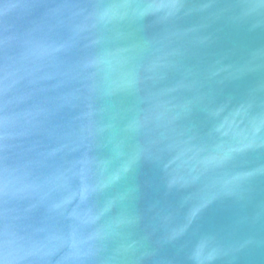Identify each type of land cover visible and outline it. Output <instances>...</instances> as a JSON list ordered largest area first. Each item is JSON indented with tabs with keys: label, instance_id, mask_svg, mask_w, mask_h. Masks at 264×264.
<instances>
[{
	"label": "clouds",
	"instance_id": "clouds-1",
	"mask_svg": "<svg viewBox=\"0 0 264 264\" xmlns=\"http://www.w3.org/2000/svg\"><path fill=\"white\" fill-rule=\"evenodd\" d=\"M184 7L185 0H88L71 12L53 9L25 34L0 39V264H52L53 258L55 264H107L102 256L109 242L135 223L122 212L113 215L129 196L118 186L145 154L154 156L169 190L203 184L202 202L191 208L189 223L217 193L246 178L218 173L253 146L248 137L237 134L234 142L207 147L168 135L200 97L179 103L162 97L194 91L196 82L181 81L142 97L150 107L124 131L159 135L123 162L113 166L114 161L91 155L111 129L101 119L106 109L97 102L118 94L139 96L149 82L177 67L183 54L173 46L180 35L174 32L139 43L121 42L146 18L167 24ZM261 8L264 0L250 5L239 19ZM191 32L194 42H207L195 35L197 29ZM221 71L227 69L210 75ZM249 107L241 105L224 117L215 131L227 136L225 129L238 127ZM66 108L82 109L67 125L61 122ZM223 111L210 115L218 118ZM259 130L253 121V135ZM186 230L187 225L174 229L170 238ZM213 258L206 241L191 254L194 264H209Z\"/></svg>",
	"mask_w": 264,
	"mask_h": 264
},
{
	"label": "water",
	"instance_id": "water-1",
	"mask_svg": "<svg viewBox=\"0 0 264 264\" xmlns=\"http://www.w3.org/2000/svg\"><path fill=\"white\" fill-rule=\"evenodd\" d=\"M87 2L0 0V39L25 34L53 9L62 8L67 13ZM256 3L259 0H185L184 9L167 24L157 23V17H148L130 29L132 35L121 42L139 43L174 32L180 35L175 37L173 46L183 54L177 67L167 70L158 82H149L139 96L118 94L97 102L98 107L106 109L101 119L111 129L91 155L112 160L116 166L139 146L156 138L159 133L133 135L124 130L138 113L150 107L141 102L142 97L174 88L181 81L196 82L198 87L194 91L173 92L162 99L179 103L199 96L200 100L167 130L170 137L211 147L234 142L233 137L240 134L254 143L218 173L246 178L228 191L217 193L191 223L189 212L202 202L203 184L169 190L154 156H141L118 186L119 192L129 196L113 213L122 212L134 218L135 223L109 242L102 256L107 264H194L191 254L200 241H206L208 250L214 253L209 264H264V8L239 19ZM192 29H197L195 35L207 38V42H194ZM218 69L227 71L210 75ZM241 105L250 106L243 122L238 119V127L225 129L227 136L216 132L224 117ZM220 108L224 109L220 117L210 115ZM81 110L64 109L61 122L71 123ZM253 121L260 128L255 135ZM117 154H121L119 160ZM185 225L187 230L182 236L170 238L174 229Z\"/></svg>",
	"mask_w": 264,
	"mask_h": 264
}]
</instances>
